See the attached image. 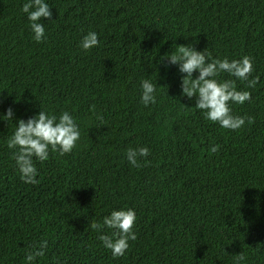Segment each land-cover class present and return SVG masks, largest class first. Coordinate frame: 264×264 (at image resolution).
<instances>
[{
    "label": "trees",
    "instance_id": "obj_1",
    "mask_svg": "<svg viewBox=\"0 0 264 264\" xmlns=\"http://www.w3.org/2000/svg\"><path fill=\"white\" fill-rule=\"evenodd\" d=\"M26 0H0V264H264V0H45L52 20L33 39ZM96 32L99 46L80 42ZM177 45L213 58H252L251 100L231 104L255 122L237 131L205 119L182 95L176 65L160 57ZM165 65H168L167 67ZM199 73H193V79ZM156 103L140 102L141 81ZM43 110L68 111L80 129L76 148L36 161V185L21 180L6 146ZM101 116L102 121L97 118ZM219 145L215 153L210 149ZM147 147L133 167L128 148ZM135 211L137 239L113 258L88 227L113 210Z\"/></svg>",
    "mask_w": 264,
    "mask_h": 264
},
{
    "label": "clouds",
    "instance_id": "obj_2",
    "mask_svg": "<svg viewBox=\"0 0 264 264\" xmlns=\"http://www.w3.org/2000/svg\"><path fill=\"white\" fill-rule=\"evenodd\" d=\"M21 11L26 14L29 27L33 33V39L37 43L42 42L45 36V28L42 19L52 20V12L45 0H26ZM99 38L96 32H88L83 36L80 47L85 52L99 46ZM168 62V65H176L180 73L182 95L192 99L195 97V108L201 110L205 119L218 123L220 127L237 131L255 122L254 117L235 116L232 113L231 104L242 105L251 100L250 91H239L235 80L226 79L220 81L218 77L228 74L236 80L246 81V87L254 89L259 81L258 76H253L252 58L243 56L241 59L229 60L213 58L205 48L197 51L192 45H177L176 51L160 57V63ZM168 65H165L166 67ZM199 75L193 79V73ZM156 86L148 79L141 81L142 94L140 102L145 106L156 103ZM102 121L101 116H97ZM5 121L13 120V109L9 107L6 113L0 116ZM16 129L8 138L6 146L12 151V159L15 161L20 178L25 183L36 185L38 171L34 159L43 163L49 159L50 152L60 156L70 154L80 140V129L74 117L64 111L59 115L49 114L40 110L38 114L27 119H18ZM219 145H213L210 149L215 153ZM150 155L147 147L128 148L125 151L127 161L135 168L147 166L149 161L141 159ZM136 214L132 209L113 210L105 216L101 222H93L88 227L96 232H103L104 228L110 229L111 234H101L97 238L103 246L111 251L113 258L123 256L129 249V241L137 239L134 227ZM33 250L26 254L28 264L37 257H43L48 247L47 240L40 242L39 246H31ZM235 264L245 260L243 253L234 256Z\"/></svg>",
    "mask_w": 264,
    "mask_h": 264
}]
</instances>
